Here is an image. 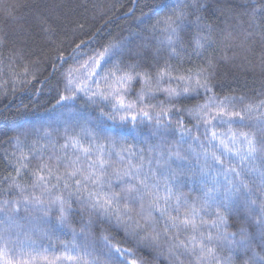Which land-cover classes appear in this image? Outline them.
<instances>
[{
    "label": "snow or ice",
    "instance_id": "1",
    "mask_svg": "<svg viewBox=\"0 0 264 264\" xmlns=\"http://www.w3.org/2000/svg\"><path fill=\"white\" fill-rule=\"evenodd\" d=\"M174 4L169 15L152 25L153 31L165 33L170 56L188 52L181 33L193 25L202 30L191 39L189 62L191 56L203 57L217 43V36L229 47L241 35L238 46L253 37L247 29L236 36L227 27L217 32L210 24L202 25L200 16L191 20L201 7L196 0L191 4L174 0ZM258 13L264 19V3L252 9L249 27H259L256 34L264 41V25H257L255 19ZM44 32L51 36L55 30L46 26ZM131 44L127 39L110 41L80 68L66 70V94L56 101L65 109L56 117L65 126L63 143L57 145L52 133L45 131L49 143L37 146L34 141L29 154L22 149L19 156L11 154L14 159L8 163L15 175L0 183L20 195L0 204V264H159L161 260L184 264L181 257H192L193 264H232L230 257L220 260L217 245L233 252L251 248L254 264H264V256L252 247L257 235L264 247V100L253 104L244 103V97L218 95L212 83L213 58L177 76L167 63L155 75L138 71L139 60H132L143 58L141 49L147 45ZM79 48L77 44L72 53ZM57 59L67 63L62 54ZM107 64L112 67L105 71ZM22 74L29 75L27 65ZM137 82L141 86L135 99H130ZM160 93L167 105L151 103ZM201 95L202 103L177 104ZM81 97L83 106L97 110L95 117L77 106ZM238 101L241 109H237ZM185 116L191 126L184 123ZM74 124L79 132L73 135ZM142 126L149 128V136L126 143L125 138L135 136ZM149 137L157 142L149 143ZM172 137L176 139L170 141ZM15 143L20 147L18 137ZM46 152L51 155L45 158ZM30 156L39 161L35 169L29 168ZM26 171L31 185L19 180ZM79 210H83L81 227L76 229L71 217ZM230 214H244L256 233L245 227L238 233L228 231ZM99 223L121 233L123 240L107 229L97 240L92 228ZM56 231L72 236L60 241L59 254L51 242L48 247L37 246L34 235ZM142 252L152 260L138 257Z\"/></svg>",
    "mask_w": 264,
    "mask_h": 264
},
{
    "label": "trees",
    "instance_id": "2",
    "mask_svg": "<svg viewBox=\"0 0 264 264\" xmlns=\"http://www.w3.org/2000/svg\"><path fill=\"white\" fill-rule=\"evenodd\" d=\"M191 2L192 0H187V3ZM196 2L201 7L190 16L191 20L200 16L202 25L210 24L217 32L227 27L228 31L236 36L237 32L247 29L254 33L253 37L245 41L243 46H238L243 39L241 35L233 42V46L229 47L221 44L217 36V43L207 49L203 57L191 56L189 62L191 39L202 28L198 29L193 25L181 33L188 52H182L180 57L169 55L168 47L164 43L165 33L152 30V25L158 19L170 14V9L175 6L174 0H0V181L15 175V169L8 163L14 159L12 153L19 156L22 149L25 154H29V148L34 141L37 146L49 143L44 138L45 131L52 133L57 145L64 142L65 126L56 120L58 114L65 110L56 105L59 95L66 94L64 73L69 67L80 68L84 61L102 51L104 45L113 40H131L132 47L147 45L141 49L144 57L135 58L132 62L139 60L137 70H147L153 75L166 63L171 66L173 76L186 74L188 68H195L204 64L207 58H213L215 69L212 83L218 95L244 97V103L253 104L264 100V41L256 34L260 30L259 27H249L252 23L250 16L252 9L260 7L264 0H196ZM189 11L192 12V9ZM255 19L257 25H264V19L259 13ZM46 26L55 30L54 35L49 36L44 32ZM81 41L84 43L81 44ZM77 44H80V48L76 53H72ZM61 54L67 63L57 59ZM69 54H72L71 59H68ZM101 63L103 64V61ZM26 65L29 69L27 77L22 74ZM111 67V64L104 65L105 71ZM140 86L139 82L134 83L130 99H135V93ZM164 86L166 87L167 83ZM204 98L201 95L196 100H181L177 104L180 107L186 104L190 106L193 103H202ZM160 102L167 105L163 93L151 101L157 105ZM76 104L83 107L92 117L97 114L95 108L83 106V97L78 99ZM242 107L238 101L237 109ZM184 123L187 126L192 125L186 116ZM241 130L256 131L250 127H243ZM200 131L202 132V129ZM77 132L79 127L74 124L70 134L74 135ZM148 136L149 128L142 126V130H136L135 136L126 137L125 142L136 143L140 137ZM17 137L21 141L20 147L15 143ZM174 139L176 138L172 137L170 141ZM156 142L149 137V143ZM140 146L147 145L141 143ZM48 155L51 153L46 152L45 158ZM38 163L37 159L30 156V169H35ZM60 167L63 171L62 164ZM19 180L23 184L31 185L30 172H24ZM7 189V183H0V204L20 195L16 190ZM183 191L188 192V188ZM36 194H40L39 190H36ZM73 207L76 208L77 205L73 203ZM82 211L79 210L71 217L72 226L76 229L81 227ZM55 214L54 212L53 215ZM205 219L210 221L214 217L205 216ZM228 222V231L238 233L241 227H245L249 233H256L255 226L245 219L244 214H230ZM43 227L47 228L46 225ZM104 229L113 232L107 224L99 223L93 226L92 231L97 240ZM113 234L118 240H123L121 233ZM49 236L37 234L34 235V239L38 247H48L51 242L57 254L63 250L60 241L72 239L70 233L60 231ZM180 238H185L183 233ZM124 246L133 247L130 243H125ZM96 247L97 254L100 255L99 243ZM252 247L264 256V247L259 245L258 235L252 241ZM216 251L221 261L230 257L232 264H254L255 261L251 248L248 251L233 252L228 247L217 245ZM139 256L152 260L146 252L138 253ZM181 259L184 264H193L192 257ZM159 264H164V261L161 260Z\"/></svg>",
    "mask_w": 264,
    "mask_h": 264
}]
</instances>
